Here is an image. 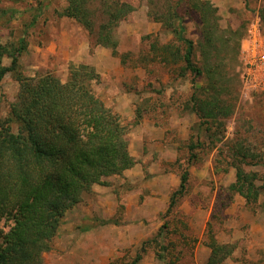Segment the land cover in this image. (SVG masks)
<instances>
[{
	"label": "rangeland",
	"instance_id": "rangeland-1",
	"mask_svg": "<svg viewBox=\"0 0 264 264\" xmlns=\"http://www.w3.org/2000/svg\"><path fill=\"white\" fill-rule=\"evenodd\" d=\"M121 1L134 9L112 31L115 51L96 44L75 19L61 14L67 0L0 2V41L15 42L25 34L27 51L20 58L24 75L51 73L65 81L71 66L93 67L98 73L94 90L128 128L129 152L135 159L131 168L105 177V184H94L64 214L41 264H130L161 226L166 239L173 241L164 252L166 259L175 264H203L210 251L205 244L210 234L219 242L236 245L222 264H262L264 92L254 94L252 102L237 98L235 110L223 124L214 123L206 130L207 124L187 108L191 93L205 81L190 71L183 73V61L165 62L155 50L165 43L178 44L155 18L177 0ZM208 1L216 8L214 32L226 58L228 85L235 91L243 37L238 36L246 33L258 14L263 15L264 34V0ZM99 5L98 1L92 4ZM177 11L185 35L194 42L193 60L199 64L198 42L203 33L199 14L189 0H181ZM3 63L9 65L10 59L5 57ZM18 86L8 73L0 87V120L7 116ZM234 150L246 153L251 164L244 165L245 171L257 173L256 202H246L229 189L235 178L230 165ZM185 169L187 190L169 209L171 193ZM11 224L2 220L0 242ZM160 243L158 239L150 247L145 244L138 264H165L157 258Z\"/></svg>",
	"mask_w": 264,
	"mask_h": 264
},
{
	"label": "trees",
	"instance_id": "trees-1",
	"mask_svg": "<svg viewBox=\"0 0 264 264\" xmlns=\"http://www.w3.org/2000/svg\"><path fill=\"white\" fill-rule=\"evenodd\" d=\"M96 1L100 5L94 8ZM189 1L203 27L198 42L199 64L193 60L194 42L185 35L186 27L177 11L181 0L166 6V13L155 17L172 34L177 46L169 42L155 50L165 62L183 61V73L190 71L205 81L193 90L187 108L210 131L214 123L223 124L233 113L237 98L240 102L241 76L238 74L234 91L228 85L226 58L220 53L214 32L216 8L208 0ZM133 9L121 0H67L61 14L75 19L94 36L96 44L115 51L117 42L112 31ZM239 34L241 38L246 33ZM181 44L184 48L180 49ZM240 46L241 41L239 66ZM26 51L25 34L15 42L0 41V87L8 73L19 82L8 114L0 120V225L2 220L12 222L1 235L0 264H41V255L52 249L64 214L81 202L94 184H105V177L121 174L135 163L129 152L128 128L94 90L98 80L95 69L86 64L71 66L65 81L51 73L27 76L20 62ZM5 57L10 59L9 65L3 63ZM232 158L235 178L229 189L246 202H256L260 194L257 173L245 171L244 165L251 164L245 152L234 150ZM187 180L185 169L178 188L171 193L169 209L185 194ZM261 188L264 190V185ZM163 228L143 243L130 264H138L145 244L150 247L158 239L162 252L157 258L165 264H175L166 259L164 252L173 241L166 239ZM205 244L210 253L203 264H222L236 247L235 243L217 241L211 234Z\"/></svg>",
	"mask_w": 264,
	"mask_h": 264
},
{
	"label": "built area",
	"instance_id": "built-area-1",
	"mask_svg": "<svg viewBox=\"0 0 264 264\" xmlns=\"http://www.w3.org/2000/svg\"><path fill=\"white\" fill-rule=\"evenodd\" d=\"M240 101L252 102L254 94L264 92V34L261 19L255 16L240 46Z\"/></svg>",
	"mask_w": 264,
	"mask_h": 264
},
{
	"label": "crops",
	"instance_id": "crops-1",
	"mask_svg": "<svg viewBox=\"0 0 264 264\" xmlns=\"http://www.w3.org/2000/svg\"><path fill=\"white\" fill-rule=\"evenodd\" d=\"M241 102V101H240ZM209 253H210V251H209ZM209 255V254H208ZM208 257V256H207ZM229 258V257H228Z\"/></svg>",
	"mask_w": 264,
	"mask_h": 264
},
{
	"label": "bare ground",
	"instance_id": "bare-ground-1",
	"mask_svg": "<svg viewBox=\"0 0 264 264\" xmlns=\"http://www.w3.org/2000/svg\"><path fill=\"white\" fill-rule=\"evenodd\" d=\"M256 16H258V17H259V14H258V15H256Z\"/></svg>",
	"mask_w": 264,
	"mask_h": 264
}]
</instances>
